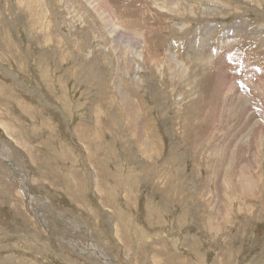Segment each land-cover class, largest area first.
Listing matches in <instances>:
<instances>
[{"label":"rangeland","instance_id":"obj_1","mask_svg":"<svg viewBox=\"0 0 264 264\" xmlns=\"http://www.w3.org/2000/svg\"><path fill=\"white\" fill-rule=\"evenodd\" d=\"M98 1L0 0V264H264V0Z\"/></svg>","mask_w":264,"mask_h":264},{"label":"bare ground","instance_id":"obj_2","mask_svg":"<svg viewBox=\"0 0 264 264\" xmlns=\"http://www.w3.org/2000/svg\"><path fill=\"white\" fill-rule=\"evenodd\" d=\"M100 1V0H99ZM98 1V3H100ZM123 1V0H122ZM126 1V0H125ZM152 1V3L157 7V9H161V5H162V3L160 4V3H158V2H156L157 0H151ZM221 1V0H220ZM259 1V0H258ZM32 4V3H31ZM103 4V3H102ZM99 5V4H98ZM98 5H96L97 7H100V5L98 6ZM200 5H202V4H200ZM18 6V5H17ZM29 6H31V5H29ZM102 6V5H101ZM103 8V7H102ZM101 8V9H102ZM122 8V7H121ZM178 8L179 9H181L180 8V6H178ZM198 8H200V7H198ZM39 9V8H38ZM97 9H99V8H97ZM177 9V8H176ZM100 10V9H99ZM127 10V9H126ZM164 10H168L169 11V9H166V6L164 5V7H163V9H161V12L162 11H164ZM183 10V9H182ZM208 10V9H207ZM211 10V9H210ZM135 11V10H134ZM167 11V12H168ZM195 11V10H194ZM216 11V10H215ZM128 12V11H127ZM130 12V11H129ZM133 12V11H132ZM142 12V11H141ZM158 12V11H157ZM233 12V11H232ZM121 13V12H120ZM163 13V12H162ZM159 14V13H158ZM223 14V13H222ZM213 15V14H212ZM57 16V15H56ZM202 16V15H201ZM27 18V17H26ZM33 18H35V17H33ZM38 18V17H37ZM113 18V17H112ZM50 19V18H49ZM126 19H128V18H126ZM193 19V18H192ZM114 20V19H113ZM130 20V19H129ZM128 20V22L129 23H132V21L130 20L129 21ZM115 22V24L116 25H114V26H111L110 28L112 29V32H111V34H114L115 35V33L116 32H118V25H117V22H116V19L114 20ZM36 23V22H35ZM38 24V23H37ZM127 26V25H126ZM161 26H162V24H161ZM191 26V25H190ZM121 27V26H120ZM161 28V27H160ZM166 28V27H165ZM198 28V27H197ZM121 30V29H120ZM152 34V33H151ZM175 35V34H174ZM196 38V37H195ZM55 41V40H54ZM69 41V40H68ZM96 41V40H95ZM183 41V40H182ZM105 43V42H104ZM184 43V42H183ZM135 45V44H134ZM168 45V44H167ZM166 45V46H167ZM139 46V45H138ZM175 47H177V46H175ZM221 47V46H220ZM194 48V47H193ZM99 49V48H98ZM177 49V48H176ZM187 49V48H186ZM89 50V49H88ZM179 51V50H178ZM191 51V50H190ZM249 51V50H248ZM253 52V51H252ZM260 52V51H259ZM148 53V52H147ZM179 53H181V52H179ZM178 53V54H179ZM141 54V53H140ZM158 55L160 54V53H157ZM190 54V53H189ZM199 54V53H198ZM33 55V54H32ZM181 55V54H180ZM179 55V56H180ZM96 56V55H95ZM102 56V55H101ZM138 56V55H137ZM145 56V55H144ZM169 56V55H168ZM178 56V55H177ZM176 56V57H177ZM195 56V55H194ZM263 56V55H262ZM161 57V56H160ZM163 57V56H162ZM187 57H188V55H187ZM199 57V56H198ZM178 58V57H177ZM182 58V57H181ZM223 58V57H222ZM222 58H220V59H222ZM65 59V58H64ZM92 59V58H91ZM142 59V58H141ZM152 59V58H151ZM150 59V60H151ZM191 59V58H190ZM194 59V58H193ZM196 59H197V57H196ZM224 59V58H223ZM192 60V59H191ZM203 60V59H202ZM15 61V60H14ZM69 61V60H68ZM156 61V60H155ZM174 60H172V61H170V62H168L169 63V65H170V69H171V67L173 66V64H172V62H173ZM194 61V60H193ZM258 61V60H257ZM209 62V61H208ZM250 62V61H249ZM182 63V62H181ZM187 63V62H186ZM197 63V62H196ZM195 63V64H196ZM91 64V63H90ZM89 64V65H90ZM163 64V63H162ZM165 64V63H164ZM178 64V63H177ZM176 64V65H177ZM221 64V63H220ZM190 65H191V61H190ZM198 65H200V64H198ZM138 66V65H137ZM178 66V65H177ZM176 66V67H177ZM191 66H195V65H193V63H192V65ZM197 66V65H196ZM196 66H195V68H196ZM22 67V66H21ZM26 67V66H25ZM163 67V66H162ZM175 67V63H174V66H173V68ZM189 67V66H188ZM201 67H202V65H201ZM198 68L201 70V68L198 66ZM45 69V68H44ZM175 69H177V68H175ZM181 69V68H180ZM207 69V68H206ZM223 69V68H222ZM23 70V69H22ZM182 70V69H181ZM192 70V69H191ZM199 70V71H200ZM218 70V69H217ZM44 71V70H43ZM64 71V70H63ZM206 71V70H205ZM210 71V70H209ZM186 72V71H185ZM194 72V71H193ZM201 72H203V71H200V73ZM218 72V71H217ZM43 73V72H42ZM49 73V72H48ZM190 73V72H189ZM199 72H197V74H198ZM224 73V72H223ZM160 74V78L162 77L161 75L163 74V73H159ZM173 74H176V73H173ZM192 74H194V73H192ZM209 74V73H208ZM6 75V74H5ZM1 76V75H0ZM200 76V75H199ZM193 77V76H192ZM218 77V76H217ZM47 79V78H46ZM176 79V78H175ZM201 79V78H200ZM220 79V78H219ZM131 80V79H130ZM129 80V81H130ZM141 80V79H140ZM162 80V79H161ZM257 80V79H256ZM77 82V81H76ZM117 82V81H116ZM181 83V82H180ZM179 83V84H180ZM218 83V82H217ZM198 85V84H197ZM229 85V84H228ZM180 86V85H179ZM191 86V85H190ZM219 86V85H218ZM261 87V86H260ZM62 88V87H61ZM138 88V87H137ZM223 88H224V86H223ZM254 88V87H253ZM236 90V89H235ZM67 92V91H66ZM65 92V93H66ZM206 92V91H205ZM224 93V92H223ZM230 94V93H229ZM259 97V96H258ZM261 97V96H260ZM114 100V99H113ZM112 100V101H113ZM125 100H127V99H125ZM177 100H178V98H177ZM264 100V99H263ZM203 101V100H202ZM138 102V101H137ZM179 102V101H178ZM197 102V101H196ZM204 102V101H203ZM129 103V102H128ZM135 103V102H134ZM191 103V102H190ZM137 104V103H136ZM135 105V104H134ZM179 105V104H178ZM195 102H193L192 104H191V106H188V109L187 110H183V111H181L182 112V115H185V116H189L190 114H194L193 116H195L196 115V113H195ZM200 106V105H199ZM231 106V105H230ZM241 106V105H240ZM125 107V106H124ZM116 108V107H115ZM207 108V107H206ZM136 109V108H135ZM189 109H192V113H190L189 112ZM218 109V108H217ZM115 110V109H114ZM116 110H117V108H116ZM127 110H129V111H127ZM127 116L130 118H128L129 119V121L131 122L130 123V125L132 124V123H134V125H135V123H136V121L134 120V118L132 119V117L131 116H133V113L135 114V110L133 109V107H131V105L127 108ZM229 110V109H228ZM141 111V110H140ZM189 112V115H186L187 113ZM198 112V111H197ZM238 113V112H237ZM66 114V113H65ZM137 115V114H136ZM135 116V115H134ZM37 117V116H36ZM140 117V116H139ZM182 117H184V116H182ZM104 118H106V117H104ZM195 118H197V117H194L193 118V120L195 119ZM99 119H101V117L99 118ZM136 119V118H135ZM210 119V118H209ZM133 120L135 121V122H133ZM186 120V119H185ZM197 120V119H196ZM5 121V120H4ZM33 121V120H32ZM35 121V120H34ZM103 121H106V120H104L103 119ZM147 121V120H146ZM203 121V120H202ZM206 121V120H205ZM204 121V122H205ZM1 122V121H0ZM194 122V121H193ZM195 122H197V121H195ZM227 122V121H226ZM2 123V122H1ZM128 123V122H127ZM127 123H126V125H127ZM152 123V122H151ZM138 124V123H137ZM196 124V123H195ZM5 125V124H4ZM3 125V126H4ZM186 125H188L185 121L184 122H180L179 124H178V128H181V132H186L188 135H186V136H183L185 139H187L189 136H191L192 135V133L191 132H189V130H190V128H188V131H187V127H186ZM197 125V124H196ZM138 126V125H137ZM5 127V126H4ZM99 127H100V125H99ZM128 127V126H127ZM194 127V126H193ZM107 128H108V125H107ZM139 128H140V126H139ZM144 128V127H143ZM141 129V128H140ZM151 129V128H150ZM108 130V129H107ZM179 130V129H178ZM252 131V130H251ZM12 132V131H11ZM140 132V131H139ZM143 132V131H142ZM184 134V133H183ZM152 135V134H151ZM82 136L84 137H86L87 136V132L85 131V132H83L82 133ZM188 136V137H187ZM193 136V135H192ZM254 136V135H253ZM151 137V136H150ZM149 141V140H148ZM161 141V140H160ZM164 141V140H163ZM190 141V140H189ZM151 142V141H150ZM103 143V142H102ZM141 143V142H140ZM146 144V143H145ZM179 144V143H178ZM142 146V145H141ZM157 146V145H156ZM143 147H144V145H143ZM142 147V148H143ZM140 149H139V152L140 153H142V152H144V151H146L145 152V154H146V158L148 157V149H146V146H145V148L144 149H142L141 147H139ZM153 148V147H152ZM158 148V147H157ZM181 149V148H180ZM106 150V149H105ZM155 151H156V149H154ZM154 150H153V152H154ZM217 150V149H216ZM219 150V149H218ZM99 152V151H98ZM164 152V151H163ZM64 154V153H63ZM148 154V155H147ZM151 154V153H150ZM156 154V153H155ZM35 155V154H34ZM90 155V154H89ZM98 155V154H97ZM144 155V154H143ZM152 155H154V153H152ZM151 155V156H152ZM8 156V155H7ZM94 156V155H93ZM90 157H92V156H90ZM106 158V157H105ZM92 159V158H91ZM140 159V158H139ZM151 159V158H150ZM150 159H149V161H150ZM1 160H4V159H1ZM100 161V160H99ZM102 161V160H101ZM148 161V162H149ZM92 162H93V159H92ZM95 162V161H94ZM109 162V161H108ZM113 162V161H112ZM145 162V161H144ZM150 162H152V161H150ZM101 163V162H100ZM105 163V162H104ZM219 163V162H218ZM109 164V163H108ZM95 166V165H94ZM144 166V165H143ZM155 167V166H154ZM108 168V167H107ZM120 168V167H119ZM2 169V168H1ZM97 169V168H96ZM101 169V168H100ZM101 171V170H100ZM109 171V170H108ZM162 171L163 170H161V172L160 173H162ZM97 172V171H96ZM105 172V171H104ZM121 172V171H120ZM139 172V171H138ZM103 173V172H102ZM144 173V172H143ZM166 173V172H165ZM99 174V173H98ZM134 174V173H133ZM155 174V173H154ZM15 175H16V172H15ZM159 175V174H158ZM99 176V175H98ZM129 176V175H128ZM109 177V176H108ZM150 177V176H149ZM164 177H166L165 175H164ZM194 177V176H193ZM58 178V177H57ZM99 178V177H98ZM97 179V178H96ZM123 179V178H122ZM162 179V178H161ZM243 179V178H242ZM98 180V179H97ZM139 180V179H138ZM176 180H178V179H176ZM123 181V180H122ZM147 181V180H146ZM149 181V180H148ZM245 181V180H244ZM124 182V181H123ZM154 182V181H153ZM162 182H164V181H162ZM76 183V182H75ZM96 183V182H95ZM99 183V182H98ZM200 183V182H199ZM124 184H125V182H124ZM140 184V183H139ZM162 184V183H161ZM164 184V183H163ZM180 184V183H179ZM76 185V184H75ZM159 185V184H158ZM166 185H168L167 183H166ZM55 186V185H54ZM164 186V185H163ZM169 186V185H168ZM239 186H241V188H242V186H244V184L243 183H241V185H239ZM138 187V186H137ZM156 187H158V186H156ZM245 187V186H244ZM161 188V187H160ZM165 188V187H164ZM188 188V187H187ZM98 189V188H97ZM101 189V188H100ZM107 189V188H106ZM155 189V188H154ZM162 189V188H161ZM264 189V188H263ZM159 190V189H158ZM169 190V189H168ZM126 191V190H125ZM132 191V190H131ZM163 191V190H162ZM31 192V191H30ZM136 192V191H135ZM156 192H157V190H156ZM160 192V191H159ZM113 193V192H112ZM163 193V192H162ZM195 193V192H194ZM136 194H137V192H136ZM9 195V194H8ZM113 195V194H112ZM9 197V196H8ZM33 197V196H32ZM243 198V197H242ZM113 199V198H112ZM198 199V198H197ZM109 200V199H108ZM191 200V199H190ZM246 200V199H245ZM247 201V200H246ZM187 202V201H186ZM191 202V201H190ZM242 202V201H241ZM138 203V202H137ZM210 203V202H209ZM242 203H244V201L242 202ZM173 204V203H172ZM240 204V203H239ZM249 205V204H247V202H245L244 204H243V206L244 205ZM49 206V205H48ZM47 206V207H48ZM212 206H213V204H212ZM138 207V206H137ZM181 207V206H180ZM248 208V207H247ZM52 209V208H51ZM249 209V208H248ZM258 209V208H257ZM176 210V209H175ZM178 210V209H177ZM211 210H212V207H211ZM184 211V210H183ZM210 211V210H209ZM243 211H244V209H243ZM242 211V212H243ZM249 211V210H248ZM185 212V211H184ZM109 213V212H108ZM113 213V212H112ZM218 213H219V216L218 217H215V218H208V217H206V218H203V220H204V223H205V230L206 231H208L207 230V227L206 226H208L209 227V229L210 228H212V225L214 224L213 223V221L214 220H216V219H219V218H221L223 215H222V211H221V209L219 208V210H218ZM244 213H245V211H244ZM96 214H97V212H96ZM202 215V214H201ZM169 216V215H168ZM217 216V215H216ZM245 216V215H244ZM235 217V216H234ZM249 217V216H248ZM84 218V217H83ZM110 218H111V220H112V215H110ZM155 218V217H154ZM225 218L227 219V217L225 216ZM98 219V218H97ZM115 220V219H114ZM202 219L200 218V221H201ZM62 221V220H61ZM117 222V221H116ZM166 222V221H165ZM258 222V221H257ZM187 223V222H186ZM207 223V224H206ZM213 223V224H212ZM84 224V223H83ZM168 224V223H167ZM183 225V224H182ZM113 226V225H112ZM15 227V226H14ZM111 227V226H110ZM78 229V228H77ZM116 229V228H115ZM114 229V230H115ZM129 230V229H128ZM211 230V229H210ZM214 230V229H213ZM119 232V231H118ZM212 232V231H211ZM214 233V232H213ZM75 234V233H74ZM120 234H121V232H120ZM115 235H116V233H115ZM129 235V234H128ZM85 236V235H84ZM137 237V236H136ZM142 237V236H141ZM172 237V236H171ZM174 237V236H173ZM121 238V237H120ZM119 238V239H120ZM122 239V238H121ZM124 239V238H123ZM146 239V238H145ZM209 239V238H208ZM161 240V239H160ZM145 242V241H144ZM157 242H159V241H157ZM122 243H124L123 242V240H122ZM134 243H135V241H134ZM152 243V242H151ZM160 243V242H159ZM72 244H74V243H72ZM125 245V244H124ZM166 245H168V244H166ZM187 245V244H186ZM11 246V245H10ZM74 246H76L75 244H74ZM80 246V245H79ZM83 246V245H82ZM78 247V246H77ZM159 247V246H158ZM168 247V246H167ZM185 247V246H184ZM166 248V247H165ZM78 249V251L80 252V253H82V250H80L79 248H77ZM125 249H128V248H125ZM98 252V251H97ZM128 252H130V251H128ZM171 252V251H170ZM159 253H160V251H159ZM153 254V253H152ZM165 254V253H164ZM176 254V253H175ZM177 255V254H176ZM165 256V255H164ZM167 256H170V254L168 255L167 254ZM151 257V256H150ZM160 257V256H159ZM177 257V256H176ZM165 258V257H164ZM171 258V257H170ZM82 259V258H81ZM160 259V258H159ZM89 260V259H88ZM107 260V259H106ZM152 262V261H151ZM191 262V261H190ZM73 263V262H72ZM95 263V262H94ZM249 263H250V261H249ZM120 264V263H119ZM154 264H161V262H159V260H158V258H157V256L154 258ZM170 264V263H169Z\"/></svg>","mask_w":264,"mask_h":264},{"label":"water","instance_id":"obj_3","mask_svg":"<svg viewBox=\"0 0 264 264\" xmlns=\"http://www.w3.org/2000/svg\"><path fill=\"white\" fill-rule=\"evenodd\" d=\"M2 161H5V160H2ZM8 162V161H7ZM8 164L11 166V163L10 162H8Z\"/></svg>","mask_w":264,"mask_h":264}]
</instances>
